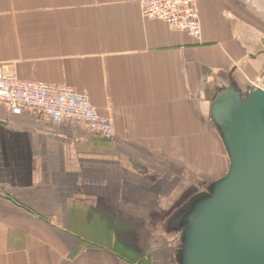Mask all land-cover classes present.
Listing matches in <instances>:
<instances>
[{
  "label": "crops",
  "instance_id": "0c3cea01",
  "mask_svg": "<svg viewBox=\"0 0 264 264\" xmlns=\"http://www.w3.org/2000/svg\"><path fill=\"white\" fill-rule=\"evenodd\" d=\"M198 9L195 39L141 0H0V74L72 86L116 132L0 103V264H178L169 210L229 169L211 104L264 88V0Z\"/></svg>",
  "mask_w": 264,
  "mask_h": 264
},
{
  "label": "water",
  "instance_id": "95a60500",
  "mask_svg": "<svg viewBox=\"0 0 264 264\" xmlns=\"http://www.w3.org/2000/svg\"><path fill=\"white\" fill-rule=\"evenodd\" d=\"M229 156L227 173L173 218L178 264H264V88L235 81L210 109Z\"/></svg>",
  "mask_w": 264,
  "mask_h": 264
},
{
  "label": "built area",
  "instance_id": "2783aa9c",
  "mask_svg": "<svg viewBox=\"0 0 264 264\" xmlns=\"http://www.w3.org/2000/svg\"><path fill=\"white\" fill-rule=\"evenodd\" d=\"M141 6L146 17L162 20L171 29L195 39L202 37L198 0H141ZM0 103L14 111L29 109L52 119L78 121L94 134L115 138L112 118L102 115L86 95L70 86L23 80L14 73L0 74Z\"/></svg>",
  "mask_w": 264,
  "mask_h": 264
},
{
  "label": "rangeland",
  "instance_id": "374dc122",
  "mask_svg": "<svg viewBox=\"0 0 264 264\" xmlns=\"http://www.w3.org/2000/svg\"><path fill=\"white\" fill-rule=\"evenodd\" d=\"M15 75H17V74H15ZM19 77V76H18ZM20 78V77H19ZM21 79V78H20ZM30 81H40V80H30ZM43 82H45V81H43ZM48 83V82H47ZM253 83V85H260V84H262V82H258V81H254V82H252ZM50 84H52V83H50ZM55 85H58V84H55ZM61 85H65V84H61ZM263 85H264V82H263ZM66 86H68V85H66ZM70 87H72V86H70ZM73 88V87H72ZM78 92V91H77ZM82 94V93H81ZM90 100V99H89ZM92 103V102H91ZM93 104V103H92ZM94 105V104H93ZM95 106V105H94ZM97 108V107H96ZM99 111V110H98ZM103 115V114H102ZM105 116V115H104ZM97 135V134H96ZM98 136H100V135H98ZM103 137V136H102ZM227 166H230V163L229 164H227ZM229 168V167H228ZM214 179H215V177H212V178H210V180H208V181H211V183L212 182H214ZM207 183V182H206ZM195 187H196V185H195ZM194 187V188H195ZM197 188V187H196ZM198 188H199V186H198ZM209 189V188H208ZM208 189H206L205 191H203L202 192V194H204V193H206L207 191H208ZM199 190V189H198ZM198 190H194V195L192 194V196L189 194L188 195V197H185V198H180L179 199V201L177 202V203H175V204H173V206L171 207V209L169 210V213H170V215L166 218V220H165V222H164V225H163V227H164V231H165V234H167L168 232V234L170 235V234H172V232H176V229L173 227V223H172V220H173V218L177 215V213L182 209V208H184L185 207V205H187L189 202H190V200L192 199V198H194L195 196H197L198 195ZM193 191V190H192ZM181 193H182V191H181ZM192 193V192H191ZM183 194H181L179 197H181ZM168 213V214H169ZM165 215H167V211L165 212ZM147 232V231H146ZM177 235H178V238H177V245H178V248L181 246V233L180 232H178L177 231ZM140 235V233L139 232H135V233H133L132 231H130V234H129V237L131 238V239H136V241H137V243H138V241H139V244H141L142 243V245L144 244H148V242H146L145 240H146V238H142L141 236H139ZM141 237V238H140ZM143 239H144V242H143Z\"/></svg>",
  "mask_w": 264,
  "mask_h": 264
},
{
  "label": "bare ground",
  "instance_id": "6f19581e",
  "mask_svg": "<svg viewBox=\"0 0 264 264\" xmlns=\"http://www.w3.org/2000/svg\"><path fill=\"white\" fill-rule=\"evenodd\" d=\"M229 167V166H228Z\"/></svg>",
  "mask_w": 264,
  "mask_h": 264
}]
</instances>
